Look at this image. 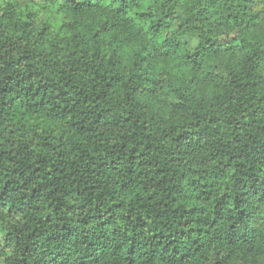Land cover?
I'll return each mask as SVG.
<instances>
[{
    "label": "trees",
    "instance_id": "obj_1",
    "mask_svg": "<svg viewBox=\"0 0 264 264\" xmlns=\"http://www.w3.org/2000/svg\"><path fill=\"white\" fill-rule=\"evenodd\" d=\"M56 2L45 0V5ZM145 2L147 11L129 15ZM65 10L70 16L61 21L62 26L72 31L71 39L77 41V50L62 58L79 73L78 79L74 77V87L80 92L74 91L71 96L67 86L51 84L42 76L37 65H47L49 58L28 51L24 38H4L6 28L0 24V212L8 202H13L8 208L9 218L15 219L25 212L22 216L28 221L25 228L31 227L27 234L21 232L17 237L18 244L23 245L20 264H103L109 254L118 258L125 248L128 250L125 264H135L141 258L145 264H151L158 253L165 254L167 264H186L187 257L202 248L215 245L237 249L253 244L264 228V217L258 215L264 207V48L250 44L246 37L264 28V0H62L60 11ZM146 22L150 24L148 33H144ZM34 23L32 20L23 26L25 33ZM173 24L176 31L163 48L153 49L146 61L123 70L109 61L111 70H97V63L103 67L102 57L107 55L102 48L111 42L120 37L125 38L122 43L127 42L133 30L137 36L150 34L155 40ZM11 27L16 30L15 25ZM212 34L224 39L213 41L209 38ZM21 49L24 55L12 60L11 52ZM186 49L193 52L181 57L179 53ZM249 49L245 61L236 68L199 76L207 59L227 55L233 61ZM159 58H173L190 68L193 75L187 86L181 84L182 78L166 72L152 79V65ZM61 63L56 61L57 65ZM125 78L124 102L128 108L124 111L130 119L138 120L135 114L140 110L152 112L151 120L159 121L169 109L170 119L181 122L173 128L180 133L177 142L174 136H155L151 126L144 130L136 123L130 127L115 115L108 117L114 121L113 130L117 134L137 127L134 133L137 140L141 132L144 136L153 135L158 147L150 150V142L143 150L147 155L139 164L133 155L121 162L122 156L117 153L124 150L115 146L105 148L99 157L91 159L86 150L79 155H73L70 149L56 151L47 136L40 139L37 147L41 151L37 154L28 139L30 131L35 135L36 125L18 122V127L3 126L18 113L20 120L28 118V113L38 117L47 107L45 98L58 97L57 102L68 101L72 109L69 114L74 113V135L86 139L104 124V121L93 124L97 111L106 117L107 112L99 105L84 108V96L80 93L88 94L93 80L107 87ZM213 82L219 89L213 99L197 100V90ZM37 97L44 99L45 108L31 103ZM142 97H148L149 103H141ZM74 98L80 107L72 105ZM49 116L44 120L41 114L40 122L46 129L56 131L58 117ZM65 135L62 132L58 139L63 141ZM157 153L164 154L177 170L185 164L190 166L188 174L192 179L188 188L182 189L177 183L169 195L195 199L201 207L193 209L195 215L187 219L177 217L174 212L147 230L138 217L131 228L126 225L123 234H119L115 225L121 218L118 211L121 205L113 203L117 194L111 190V182L125 172L133 173L136 167L151 166L153 157L158 162ZM172 179L177 180L176 172L172 173ZM120 182L119 195L135 191V179ZM220 188L222 199L216 204L219 211L213 230L206 225L203 205ZM32 212L38 215H30ZM16 223L19 225L20 221ZM189 225L194 227L189 229ZM11 241L10 232L3 237V246L8 247ZM202 259L206 264L227 262V257Z\"/></svg>",
    "mask_w": 264,
    "mask_h": 264
},
{
    "label": "clouds",
    "instance_id": "obj_2",
    "mask_svg": "<svg viewBox=\"0 0 264 264\" xmlns=\"http://www.w3.org/2000/svg\"><path fill=\"white\" fill-rule=\"evenodd\" d=\"M62 0H57L56 3H49L45 5V0H3L0 3V24L4 25L6 31L4 32V38H24L23 43L27 46L28 51L42 54L49 58V63L37 65L44 78H47L48 82L54 85L67 86L66 90L71 96L72 93L80 92L78 87H74L76 80L79 78V73L74 69L73 65L67 61H63L62 58L68 53L76 51L75 44L77 41L71 39L73 32L69 31L68 28L63 27L61 21L66 17L70 16V13L60 11V3ZM148 9V3H141L139 8H134L129 15L134 16L137 12H145ZM251 15V14H250ZM213 19H216L213 17ZM35 20L32 28L28 33H25L23 26L31 23ZM11 25L16 26V30H13ZM150 24L146 22L144 24V33L149 32ZM176 31V25L173 24L171 28L162 32L155 40L151 39V35L141 34L137 36L135 30H133L131 37L128 38L127 42L124 37H120L115 42H111L110 46L102 48V51L107 55L102 57L103 67H100L97 63V70L104 69L106 72L112 69V65L116 64L118 69L131 68L134 64H139L142 61H146L149 55L155 48H163L166 42L171 37L172 33ZM91 34H89L90 36ZM231 36L232 33H229ZM215 41L217 39L223 40V36L212 34L209 37ZM247 40L250 44L257 45L260 48H264V28L259 31H255L247 34ZM63 50V51H62ZM5 51H8L5 49ZM249 50H246L235 60L230 61L229 56L211 57L204 62V65L199 73V76L203 77L208 73L219 72L222 68L224 71H229L232 68H236L238 64L245 61ZM193 52V49L182 50L179 55L182 57L185 53ZM113 53L115 55L113 56ZM24 55V50L11 52L12 60H19ZM56 61H62L61 64L57 65ZM117 61L119 63H117ZM55 65V66H54ZM144 67L147 68V63H144ZM154 75L152 79H157L162 72L168 73L172 77H179L181 84L187 86L189 80L192 78V71L190 68L183 66L179 60L173 58H159L153 65ZM239 70V69H237ZM96 75L99 76V71H96ZM93 80V79H92ZM92 90L88 94L80 93L84 96V108H95L97 105L101 106L107 117L100 114L99 110L96 114L97 121H104L103 126L96 128L92 135L85 138L77 137L74 135L75 121L73 119L72 109L69 108L68 101H58V97L45 98L48 99L47 107L45 108L44 99L37 97L32 100L31 103L37 108H45V111L39 113L38 117L32 116L28 113V118L20 120L19 113L15 117H9L4 123V127H8L9 124L19 126V123H29L36 125L35 135L30 131L28 133V139L32 141L31 149L35 153L40 154V148L37 145L40 143V139L47 136L51 139L52 146L56 151L64 149L73 150V155H79L82 150H86L89 154V158H97L101 155L105 148L112 146L122 148L123 153H117L122 156V161L128 160L129 155L136 157L137 164L141 160H144L147 153L143 150L149 146L151 142L150 150L155 151L158 147L153 141V135L150 133L148 136H144L143 132L139 133L140 139L137 140L134 133H137V127L143 126L144 130H147L149 126L152 127L157 137H175L177 142L180 139V133L174 132V126L178 125L179 121L170 119V110L166 109L162 115V119L159 121L151 120L153 115L150 111L136 112L138 120L134 121L129 118V115L125 109L128 108V104L125 103V87L127 82L125 80L120 81L115 86L105 87L102 83L93 80ZM219 92L215 82L209 83L208 85L197 90V100L201 97L205 98L206 101H211L215 94ZM141 103H149L148 97L139 98ZM175 99V97H173ZM19 106V101L16 102ZM74 107H80V104L76 103L74 98L71 101ZM118 109V111H113ZM23 112V109H20ZM41 114L43 119H49L52 116L58 117L56 119L57 130L50 131L40 122ZM116 116L117 119H123L127 121L131 127L133 123L137 124V127H132L131 131L125 130L118 134L113 130L115 123L109 120L108 117ZM71 129V130H70ZM83 131V129H81ZM66 133L64 140L60 141L58 138L61 133ZM7 138V134H4ZM159 158L158 162L156 158H151V166L136 167L134 172L129 174L124 173L123 176L116 177L111 182V190L116 195V199L113 203L121 205L118 209L120 219L117 220L115 227H119L120 233L123 234L125 226L131 228L137 221V218H141L147 228L154 227L160 224L161 220H166L171 217L172 213H176V216H184L185 219L189 215H195L193 209L201 207L199 201L195 199H184L176 195H169L171 188L177 183L182 189H187L189 181L192 177L188 174L189 165L185 164L179 170L172 164L168 163L164 154L157 153ZM168 157L171 154H167ZM132 167V165H127ZM170 169V171H169ZM176 172L177 180L172 179V173ZM142 173V174H141ZM183 176L181 179L180 177ZM135 179L136 187L135 191L128 193L125 192L123 195H119L121 191V180L132 181ZM223 192V188L217 190V194L208 201L207 204L203 205L206 209L203 212V217L206 218V225L215 228L216 213L219 209L216 208L217 201L222 198L219 193ZM13 202H8L4 207V210L0 212V264H20L21 254L23 251V245L18 244L17 237L19 233L23 232L27 234L31 231V227L27 229L25 226L28 221L22 219L25 212H21L20 215L16 216L15 219H11L8 216V208L12 207ZM51 203V201H48ZM19 206V205H17ZM46 208V205H44ZM47 214V213H45ZM30 215H38L36 212L30 213ZM259 216L264 217V207H262L258 213ZM160 219H157V217ZM128 217H131L129 220ZM19 220L20 224L17 225L16 221ZM155 222V225H154ZM175 227V225H171ZM193 225H189V229L193 228ZM205 231H208V227L204 224ZM188 231V229H183ZM111 231V230H109ZM12 233V241L8 247L3 246V237ZM118 234V235H119ZM191 235L195 236V232ZM128 253L127 248L121 252L118 258H113L109 254L103 264H125L126 255ZM217 253L219 254L217 256ZM206 257L208 261L212 260L213 257L223 260L227 257L226 264H264V228L260 229L257 233V240L251 244L246 245L245 248L232 249L228 247L218 248L215 245L213 248H202L198 252H193L187 257L186 264H206V260L202 259ZM135 264H145V259L141 258L136 260ZM151 264H167V259L164 253H158L151 259Z\"/></svg>",
    "mask_w": 264,
    "mask_h": 264
}]
</instances>
